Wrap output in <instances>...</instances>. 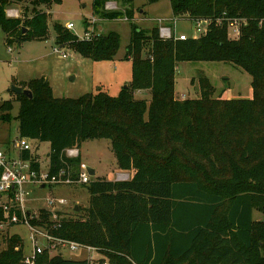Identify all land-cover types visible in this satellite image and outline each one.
<instances>
[{
    "label": "trees",
    "instance_id": "16d2710c",
    "mask_svg": "<svg viewBox=\"0 0 264 264\" xmlns=\"http://www.w3.org/2000/svg\"><path fill=\"white\" fill-rule=\"evenodd\" d=\"M18 1L0 0L6 44L46 39L44 12L34 9L24 20L7 16L6 7ZM49 1L59 0L33 4ZM169 1L174 17L207 20L206 31L163 39L158 27H137L131 8L105 11L106 0H93L97 16L125 17L131 27L125 58L131 59L132 78L118 95L98 88L78 97H55L44 78H34L17 84L29 89L31 98L12 93L1 103L4 121L11 120L13 103H19L18 137L49 143L51 173L65 164L67 148H80L94 138L109 139L117 168L131 172L128 179L97 178L85 184L88 206L76 217L57 211L55 222L49 210H41L40 219L31 213L30 224L58 223L53 235L95 248L103 255L101 263L264 264V0ZM234 19L241 21L240 33L232 39L228 21ZM54 29L56 45L67 44L83 57L112 60L119 49L116 31H95L86 39L58 23ZM146 45L150 50L143 56ZM180 61L240 67L252 77V96L213 98L204 87L199 98H176ZM134 90L149 91L150 102L134 98ZM22 155L28 158L30 152ZM80 161L69 159L75 166ZM23 250L22 238L11 234L0 249V264H27ZM35 264L91 261L44 250Z\"/></svg>",
    "mask_w": 264,
    "mask_h": 264
},
{
    "label": "rangeland",
    "instance_id": "374dc122",
    "mask_svg": "<svg viewBox=\"0 0 264 264\" xmlns=\"http://www.w3.org/2000/svg\"><path fill=\"white\" fill-rule=\"evenodd\" d=\"M34 0L12 2L6 7V14L10 18L22 20L31 18L33 10L44 12L47 16L46 39L25 40L19 45H7L5 35L0 29V105L4 100L13 98L11 85L20 84L34 78H44L52 89L55 97H78L87 92H95L100 88L112 96L118 95L124 85L129 86L132 78L131 59L125 58L126 45L129 43L131 27L125 17L103 19L93 10V0H59L49 1L39 6L33 4ZM131 8L134 13V24L146 31L158 27V18L163 19L164 26L173 28L175 35L185 34L192 36L196 32V22L188 17H174L170 1L158 0L149 3L148 0H134L131 4L123 0H106L105 11H124ZM93 18L95 22H92ZM74 25V32L82 38L84 31L92 30L107 33L116 31L120 35L119 49L112 60H94L83 57L67 44L56 45L54 29L59 24L63 31L69 30L66 24ZM93 23V26H91ZM100 27V28H99ZM201 31L206 28L205 23L200 24ZM61 29V30H62ZM71 31V30H70ZM159 33V31H158ZM229 36V35H228ZM229 38H231L229 36ZM61 47V48H59ZM55 48H58L55 49ZM150 45L142 50L146 56ZM62 53L68 55L63 57ZM174 96L179 99L199 98L201 89L209 87L212 97L218 98H250L252 96V77L240 67L222 61H180L175 71ZM133 97L150 102L151 94L147 90H134ZM19 103H13L11 120L0 119V144L4 147H13V140L18 137ZM32 154L40 161L41 168L46 169L49 159L47 154L50 145L47 141L31 139ZM80 160L88 167L93 168V179L105 178L107 180L128 179L126 172L120 171L116 166L114 153L110 140L107 138L87 139L81 143ZM122 174H127L122 178ZM25 205L27 209L40 219L41 210H49L48 198L63 197L66 204L57 207L62 215L76 217L82 209L88 206L89 192L85 184L78 185H26ZM77 205V211L74 207ZM255 217L262 216L255 213ZM18 234L24 243V255H32L33 244L31 232L26 224H14L0 230V249L5 247V240L11 234ZM41 246L45 239L38 238ZM63 248V247H62ZM60 253L64 258L88 259L98 264L103 255L93 250L87 252L83 247L76 250L60 248L50 252L51 255ZM35 264V263H34Z\"/></svg>",
    "mask_w": 264,
    "mask_h": 264
},
{
    "label": "built area",
    "instance_id": "2783aa9c",
    "mask_svg": "<svg viewBox=\"0 0 264 264\" xmlns=\"http://www.w3.org/2000/svg\"><path fill=\"white\" fill-rule=\"evenodd\" d=\"M159 36L163 39L169 38H179L184 39L188 35L181 34L176 36L173 28L169 26H164L163 19H157ZM220 21V20H217ZM227 21V19H226ZM92 22H95L93 18ZM196 32L192 37H197L206 31V28L201 31L200 24L203 22L208 24L207 20H195ZM240 20L234 19L228 21V35L234 39L237 38L240 30ZM93 26V23L92 25ZM69 30H74V25L69 22L66 24ZM95 31L87 30L84 31L82 38L89 39ZM58 50V48H55ZM63 57L68 55L62 53ZM30 138L17 137L13 140V147H4L0 144V210L3 212V220L0 221V230L5 229L7 226L14 224H26L31 232V241L33 244L32 255H25L24 262L27 264H34L37 254L48 250L50 253L58 248H68L70 250H76L83 247L87 252L96 250L90 246H82L77 242L71 241L69 239L55 236L51 233L52 229L59 227L57 223H51L50 226L37 227L30 224L29 218L31 212L27 209L25 205V194L26 185H78L87 184L93 178L89 172L88 167L80 161L76 166L69 162V159L80 157V150L77 147L67 148L64 151L66 160L64 165L60 167L56 172L51 173L50 163L46 169L41 168V163L32 154V144L30 143ZM29 151L30 156L28 158L23 157V152ZM127 174H122V178L126 177ZM66 204V200L63 197H52L48 198V207L50 208V220L57 222L59 220V211L57 207ZM47 224V223H46ZM42 237L45 239V244L41 246L38 238ZM63 247V248H62ZM88 259L91 264H98L92 262L90 255L88 254Z\"/></svg>",
    "mask_w": 264,
    "mask_h": 264
},
{
    "label": "water",
    "instance_id": "95a60500",
    "mask_svg": "<svg viewBox=\"0 0 264 264\" xmlns=\"http://www.w3.org/2000/svg\"><path fill=\"white\" fill-rule=\"evenodd\" d=\"M26 28H22V31H25ZM72 33H75L74 30H71ZM127 85H124V87H126ZM8 91H12L13 93L15 94H25L27 97L31 98L32 97V93L29 89L27 88H23L21 86H18V85H11L8 89ZM49 154H47L48 156ZM89 169V172L91 175H93L95 173L94 169L93 168H88ZM116 180H120L119 177H117ZM41 187H44V185H41ZM74 210L77 211V205L74 207Z\"/></svg>",
    "mask_w": 264,
    "mask_h": 264
},
{
    "label": "crops",
    "instance_id": "0c3cea01",
    "mask_svg": "<svg viewBox=\"0 0 264 264\" xmlns=\"http://www.w3.org/2000/svg\"><path fill=\"white\" fill-rule=\"evenodd\" d=\"M100 28V27H99ZM95 171V170H94ZM130 173L131 172H127V174H128V177H129V175H130ZM255 214V213H254ZM255 216H256V214H255ZM256 218H258V217H256ZM260 218V217H259ZM87 258H88V256H87ZM70 259H85L84 257H81V258H70Z\"/></svg>",
    "mask_w": 264,
    "mask_h": 264
}]
</instances>
